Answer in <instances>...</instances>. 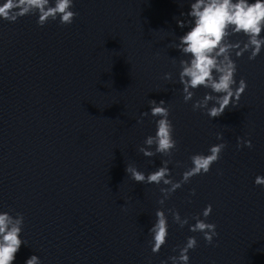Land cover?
I'll return each instance as SVG.
<instances>
[{
    "label": "water",
    "instance_id": "water-1",
    "mask_svg": "<svg viewBox=\"0 0 264 264\" xmlns=\"http://www.w3.org/2000/svg\"><path fill=\"white\" fill-rule=\"evenodd\" d=\"M190 2L74 0L78 16L68 26L57 19L38 27L35 15L0 20V211L24 215L25 245L14 264L34 254L41 264H161L189 236L198 241L189 264H264V186L254 184L264 176V47L254 60L232 54L237 84L244 78L248 85L235 107L215 119L193 111L210 90L201 87L184 103L178 82L179 62L188 57L174 45L188 29L177 19H189L181 13ZM167 72L172 81L163 79ZM149 100L171 106L179 142L169 165L174 180L192 154L227 143L208 174L163 206L160 187L167 186L135 183L125 172L132 164L148 174L167 159L137 150L156 130L158 118L141 115L150 113ZM237 137L253 147L237 148ZM208 204L213 244L167 213V243L151 252L158 208L175 209L192 225Z\"/></svg>",
    "mask_w": 264,
    "mask_h": 264
},
{
    "label": "clouds",
    "instance_id": "clouds-1",
    "mask_svg": "<svg viewBox=\"0 0 264 264\" xmlns=\"http://www.w3.org/2000/svg\"><path fill=\"white\" fill-rule=\"evenodd\" d=\"M74 0H2L0 2V20L15 23L24 16H37V26L44 27L50 21L59 19L62 26L71 25L78 13L73 11ZM189 17L188 20L177 19L180 28L188 30L174 45L183 56L178 73L179 84L182 85L184 103L194 100L195 92L203 87L208 89L202 98L195 99L192 103L193 111H203L210 119L221 117L230 107H235L248 85L244 78H240L238 84L235 79L238 66L232 59L234 53L237 58L245 52H249V60H254L264 47V0H191L189 11L181 13V16ZM243 35L246 40L233 41V36ZM163 79L173 80V74L167 72ZM160 100H149L150 113L142 112V116L149 114L155 119V134L148 135L143 141V146L138 147L145 157H155L157 154L167 157L161 161V166L154 171L145 174L132 164H126L125 172L135 183L161 184L162 197L158 203L163 206L176 190L189 183L197 175H205L211 171L214 163H217L226 142L211 145L208 154L195 153L189 159L191 166L183 171L180 180L171 178L169 165L173 162L172 156L178 150V140L175 138V127L171 119V106ZM211 104V106H210ZM138 120L137 123H142ZM217 140L223 141V134L218 133ZM253 147L250 139L237 137V148ZM180 167L181 162L176 161ZM256 186H264V176L257 175L254 180ZM195 195V189L191 190ZM212 205L208 204L201 214L192 217L195 223L189 225V218H182L175 209L158 208L155 211V221L149 229L151 239L148 241L151 252L158 254L167 243L169 236L168 215L171 213L173 222L180 228L189 226V231L202 233L203 239L209 245L213 244V238L218 236L216 224L206 222L212 213ZM201 216L203 218H201ZM24 215L16 213L13 216L9 211H0V264H14L16 256L22 245ZM198 247L195 236H189L186 243L179 249L178 255L168 257L161 264H189V251ZM174 248L173 251H176ZM24 264H41L37 255H31Z\"/></svg>",
    "mask_w": 264,
    "mask_h": 264
}]
</instances>
